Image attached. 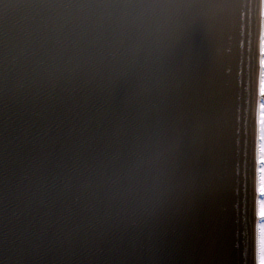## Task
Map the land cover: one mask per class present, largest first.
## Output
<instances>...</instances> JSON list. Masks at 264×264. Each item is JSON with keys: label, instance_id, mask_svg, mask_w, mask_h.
Returning a JSON list of instances; mask_svg holds the SVG:
<instances>
[{"label": "water", "instance_id": "obj_1", "mask_svg": "<svg viewBox=\"0 0 264 264\" xmlns=\"http://www.w3.org/2000/svg\"><path fill=\"white\" fill-rule=\"evenodd\" d=\"M43 2L0 0V264H252L253 114L247 135L236 122L254 107V45L233 63L221 29L211 40L227 103L215 65L208 98L176 96L159 43L151 71L90 64L46 42L63 14ZM222 231L232 259L209 248Z\"/></svg>", "mask_w": 264, "mask_h": 264}, {"label": "snow or ice", "instance_id": "obj_2", "mask_svg": "<svg viewBox=\"0 0 264 264\" xmlns=\"http://www.w3.org/2000/svg\"><path fill=\"white\" fill-rule=\"evenodd\" d=\"M33 6L63 14L46 41L56 50L70 49L100 67L151 71L158 55V37L177 26L185 13L211 12L231 4L230 0H45ZM258 121L255 264H264V103L259 105ZM191 137L195 143L199 130L192 131Z\"/></svg>", "mask_w": 264, "mask_h": 264}, {"label": "rangeland", "instance_id": "obj_3", "mask_svg": "<svg viewBox=\"0 0 264 264\" xmlns=\"http://www.w3.org/2000/svg\"><path fill=\"white\" fill-rule=\"evenodd\" d=\"M262 92H264V86H263V91Z\"/></svg>", "mask_w": 264, "mask_h": 264}]
</instances>
